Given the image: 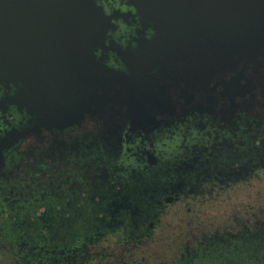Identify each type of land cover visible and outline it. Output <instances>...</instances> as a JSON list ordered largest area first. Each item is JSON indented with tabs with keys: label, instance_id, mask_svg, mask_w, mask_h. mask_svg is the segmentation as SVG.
I'll list each match as a JSON object with an SVG mask.
<instances>
[{
	"label": "clouds",
	"instance_id": "1",
	"mask_svg": "<svg viewBox=\"0 0 264 264\" xmlns=\"http://www.w3.org/2000/svg\"><path fill=\"white\" fill-rule=\"evenodd\" d=\"M92 4L113 26L92 56L129 75L111 48H138L136 5ZM116 12L121 18L112 19ZM155 36L148 27L143 39ZM158 71L152 67L148 75ZM240 74L241 86L254 81V66L241 61L208 82L217 112L227 105L223 84ZM5 83L0 103L23 88ZM170 97L180 112L177 89ZM201 99L196 91L194 102ZM234 103L249 105L235 113L234 127L197 112L182 119L156 115L163 123L149 132H132L125 121L115 155L102 136L107 117L88 113L79 124L41 127L0 150V264H264V87L256 83ZM34 119L27 107H0V140ZM196 156L194 172L177 171ZM241 169L238 177L228 175ZM178 183L182 189L173 192ZM122 203L127 206L116 207Z\"/></svg>",
	"mask_w": 264,
	"mask_h": 264
},
{
	"label": "water",
	"instance_id": "2",
	"mask_svg": "<svg viewBox=\"0 0 264 264\" xmlns=\"http://www.w3.org/2000/svg\"><path fill=\"white\" fill-rule=\"evenodd\" d=\"M132 4L147 22L155 24L161 36L160 43L168 53L163 57L169 56V64L160 72H165L171 89H177L183 108L188 106L185 87L196 85V92L201 83V104L193 101L190 108L201 106L222 122L248 110L249 105H237L234 98L250 93L256 83L264 87V0H132ZM101 21L104 17L92 0H0V70L7 73L30 56L29 46L72 49L65 44L71 42L67 36L78 37L79 42L82 35L100 34ZM184 50L193 53L184 59V53H177ZM148 53L144 66L151 68L156 62L153 53ZM241 61L254 66V81L241 86L243 74L228 84L219 81L227 105L217 112L215 89H208V82ZM165 104L177 107L173 101Z\"/></svg>",
	"mask_w": 264,
	"mask_h": 264
},
{
	"label": "flooded vegetation",
	"instance_id": "3",
	"mask_svg": "<svg viewBox=\"0 0 264 264\" xmlns=\"http://www.w3.org/2000/svg\"><path fill=\"white\" fill-rule=\"evenodd\" d=\"M129 2L132 3V0ZM138 14L142 24L141 30L137 33L138 48L135 51L128 49L125 52H121L115 45L111 48L124 59L129 68V75L105 68L91 54L95 48L103 47L105 32L113 28L106 18L99 24V31H102L100 34L82 35L79 42L78 37L67 36L66 39L69 37L71 42L65 44H71L72 49H54L52 46L41 47V45L31 48L29 46L27 55L30 56L18 61L17 65L10 67L7 73L0 70V82H6L5 87H7V82L23 85L22 89H18L15 97H6L0 103V107L16 104L20 108L27 107L30 114L35 113V119L29 122L28 128L21 132L13 130L6 134L3 140H0V150L10 148L24 136L38 134L41 127L63 129L79 124L83 114L88 113L101 119L107 117L102 136L111 153L115 155L119 151L120 132L125 121L131 124L130 131L132 132L138 129L149 132L163 123L156 121V115H164L170 119H182L191 112L206 113L205 108L201 106L197 109L189 106L194 101L196 85L185 87V91H188L186 101L188 106L183 108L184 112H177V107L165 104L172 102L170 89L173 86L165 72H160V68L163 69L169 64V56L163 57L168 53H165L164 45L160 43L161 36L157 33L155 24L147 22L139 11ZM129 15H124L122 18L127 22ZM115 18H121V14L113 13L112 19ZM148 27H153L156 32L155 38L151 41L143 39L144 31ZM148 52L153 53V61L156 62L153 67L159 68V71L152 75H148L152 67L144 66ZM177 53L179 56L184 53L183 58L186 59L193 52L184 50L183 52L177 51ZM192 62L194 63L193 60ZM201 77L199 75L200 82L203 78ZM200 86L201 83L199 84L201 93ZM213 119L219 118L213 117ZM138 120L156 122L148 124L137 122ZM222 124L225 127H234L233 118ZM57 147L62 149L63 145ZM149 163H155L150 156ZM198 163L199 156H196L190 162L180 165L177 171L180 173L194 172ZM243 172L244 170L241 169L239 172H230L228 175L238 177ZM182 187L183 184L178 183L172 191H180ZM126 206V203L116 205L117 208Z\"/></svg>",
	"mask_w": 264,
	"mask_h": 264
}]
</instances>
